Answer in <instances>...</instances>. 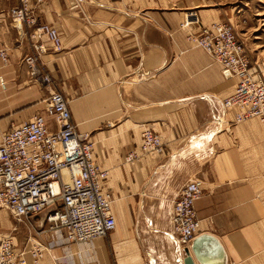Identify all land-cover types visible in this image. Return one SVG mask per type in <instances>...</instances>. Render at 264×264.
Wrapping results in <instances>:
<instances>
[{"label":"crops","instance_id":"crops-1","mask_svg":"<svg viewBox=\"0 0 264 264\" xmlns=\"http://www.w3.org/2000/svg\"><path fill=\"white\" fill-rule=\"evenodd\" d=\"M17 5L0 0V43L9 50V61L0 62V138L44 114L49 96L24 61L32 52L28 29L8 14ZM189 10L200 24L225 18L212 0H43L39 6V21L55 26L62 43L42 61L77 129L90 134L95 160L108 170L103 183L116 226L107 237L76 243L60 239L45 213L10 223L16 229L0 230V237L13 233L26 264H33L34 240L50 247L40 264H183L169 213L182 185L195 179L203 194L195 203L197 258L188 251L194 264H264V131L257 118L234 122L237 108L223 106L236 80L186 39L180 23ZM144 128L159 135L163 153L126 163L127 153L140 152Z\"/></svg>","mask_w":264,"mask_h":264},{"label":"built area","instance_id":"built-area-1","mask_svg":"<svg viewBox=\"0 0 264 264\" xmlns=\"http://www.w3.org/2000/svg\"><path fill=\"white\" fill-rule=\"evenodd\" d=\"M42 3L18 0L8 12L18 28L28 29L32 52L24 61L35 83L42 89L49 88V96L44 114H36L1 135L0 208L9 210L17 222L45 213L49 228L60 239L82 243L97 236L107 237L116 226L111 194L103 183L108 170L95 160L90 134L77 129L67 99L55 87L42 61L50 48H62L57 28L39 21ZM180 26L188 29V41L221 65L224 77L236 80L233 93L222 100L224 107L237 108L234 122L257 118L264 131V76L252 64L234 26L224 21L200 24L193 10L185 14ZM8 61L9 50L0 43V62ZM163 150L159 135L144 128L140 152L127 153L125 161L133 162L143 155L155 158ZM202 194L199 180H187L172 200L170 235L182 255L200 235L195 203ZM14 245L13 233L0 237V264L27 263L24 252L17 253ZM49 249L42 241L34 240L32 263L40 264ZM140 264L150 262L143 260Z\"/></svg>","mask_w":264,"mask_h":264},{"label":"rangeland","instance_id":"rangeland-1","mask_svg":"<svg viewBox=\"0 0 264 264\" xmlns=\"http://www.w3.org/2000/svg\"><path fill=\"white\" fill-rule=\"evenodd\" d=\"M224 10V22H229L249 50L252 64L264 76V0H212ZM144 156V155H143ZM124 156V161H125ZM142 157V156H141ZM126 162V161H125ZM127 163V162H126ZM0 230L11 232L17 221L6 208H0ZM14 223L11 226L8 224ZM9 227H7V226Z\"/></svg>","mask_w":264,"mask_h":264},{"label":"bare ground","instance_id":"bare-ground-1","mask_svg":"<svg viewBox=\"0 0 264 264\" xmlns=\"http://www.w3.org/2000/svg\"><path fill=\"white\" fill-rule=\"evenodd\" d=\"M201 239V237L199 236L198 238H196L195 240H193L192 244H191V250L193 251L194 255L197 257L198 255V242Z\"/></svg>","mask_w":264,"mask_h":264},{"label":"water","instance_id":"water-1","mask_svg":"<svg viewBox=\"0 0 264 264\" xmlns=\"http://www.w3.org/2000/svg\"><path fill=\"white\" fill-rule=\"evenodd\" d=\"M183 264H194L193 257H192V255L189 252H186V255L183 258Z\"/></svg>","mask_w":264,"mask_h":264}]
</instances>
